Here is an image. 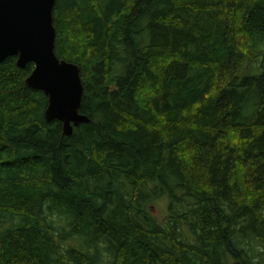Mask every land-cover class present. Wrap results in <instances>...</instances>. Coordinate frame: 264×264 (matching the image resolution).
<instances>
[{"label":"trees","instance_id":"obj_1","mask_svg":"<svg viewBox=\"0 0 264 264\" xmlns=\"http://www.w3.org/2000/svg\"><path fill=\"white\" fill-rule=\"evenodd\" d=\"M53 23L89 121L65 136L34 65L0 63V264H264V0H56Z\"/></svg>","mask_w":264,"mask_h":264},{"label":"water","instance_id":"obj_2","mask_svg":"<svg viewBox=\"0 0 264 264\" xmlns=\"http://www.w3.org/2000/svg\"><path fill=\"white\" fill-rule=\"evenodd\" d=\"M56 0H0V63L15 56L16 65L34 68L25 83L47 97L44 116L62 123L68 136L88 122L79 112L83 96L80 66L55 53L53 9Z\"/></svg>","mask_w":264,"mask_h":264},{"label":"rangeland","instance_id":"obj_3","mask_svg":"<svg viewBox=\"0 0 264 264\" xmlns=\"http://www.w3.org/2000/svg\"><path fill=\"white\" fill-rule=\"evenodd\" d=\"M245 74H249L251 73L250 70L247 68V70H245L244 72ZM151 214L161 220L166 212V205H165V201L164 200H159V201H155L153 204H151Z\"/></svg>","mask_w":264,"mask_h":264}]
</instances>
